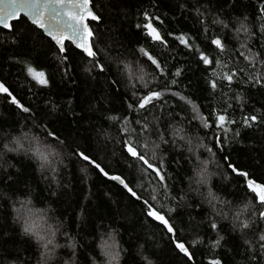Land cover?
Instances as JSON below:
<instances>
[{"label": "snow or ice", "instance_id": "1", "mask_svg": "<svg viewBox=\"0 0 264 264\" xmlns=\"http://www.w3.org/2000/svg\"><path fill=\"white\" fill-rule=\"evenodd\" d=\"M218 3L228 9L235 7V0H218ZM150 7L153 11H142V22L135 24L143 39L133 49V58L129 59L119 50L123 48L121 42L113 40L110 44H103L97 29L91 26V22L101 21L93 0H0V33H6L0 36V47L6 43L8 47H15L31 42L37 58L43 55L47 59L51 55L49 63L55 61L56 74L62 82L71 80L69 72L73 58L69 52L74 51L87 62L83 68L86 74L93 76L95 73L93 79L103 76L112 93L122 96L124 114L107 117L115 122V137L102 132L97 139H102L101 150L107 148L109 142L119 145V157L115 152L112 157L118 168L124 167L129 172L126 176L123 171H114L90 150L79 145L69 146L47 119L60 110L59 105L46 100L47 110L34 108L0 80V96L18 110L23 121L18 130H13L15 134L0 137V169L3 170L0 183L10 185L14 182L13 175L8 172L11 165L4 161L7 154L15 153L36 161L41 172L49 173L50 183L58 184L57 174L66 167L64 149L67 148L73 162L82 165L80 171L84 173V180H87L88 172L93 171L115 182L138 202L141 216L162 228L173 251L184 258L183 264H195L191 249L205 244L215 251L226 244L229 237L233 238V247L238 255L243 248L247 264H264V181L255 179L249 171L238 167L229 154H225L231 140L241 135L232 126L264 128V111L253 109L244 113L243 97L239 93L228 97L234 85L264 89V0H257L256 17L227 15L223 7L214 6L213 0H176L172 9L185 19L194 17L203 30L207 40L203 48L189 33H164L158 26L164 24L159 0H151ZM257 21L261 22L257 24ZM210 28L213 32L209 38ZM229 33L237 41L235 48H230L225 39ZM167 37H172L195 58L197 64L204 66L203 71L208 73L205 76L206 88L213 96L219 93L221 107L208 105L205 114L202 111L204 106L185 94L186 89L181 88L179 79L183 76V67L173 66L172 70L169 66L172 52L169 51L171 45ZM37 40L47 45L45 51L37 50ZM104 57H107V62ZM21 63V71L29 83L41 89L51 87L54 75L47 72L44 65L35 60ZM146 68L151 71H146ZM168 97L175 98L172 109L178 108L179 111L166 107ZM68 103L71 104V100ZM102 106V99L97 100L91 105V110H99ZM236 108L242 113L239 119L234 115ZM42 111L43 115L40 114ZM191 127L198 129L194 136L190 134ZM170 150H180L178 154L191 166L188 193L179 196H171L169 191L166 163ZM205 152L208 155L202 158ZM218 154L223 171L217 164ZM210 165L216 166L217 170L210 171ZM137 172L140 180L148 182L147 185L133 184L130 177ZM213 177H222L229 183L235 179L234 191L227 193L217 189ZM189 193L200 196L207 204L210 210L208 232L215 233V238L206 241L199 232L190 241L180 237L183 228L173 222L176 209L170 206V201H185L190 198ZM10 206L19 234L34 252L25 257L20 251H9L0 245V264H51L61 247L71 250V255L62 264H76L78 245L67 232H61L59 223L56 226L48 223L49 219H54L49 216L50 209L36 208L28 197L15 199ZM176 219L179 224H185L180 217ZM221 221L225 222L224 235L221 234ZM197 227L194 225L193 231ZM58 235L67 238L66 245L57 242ZM116 235L115 229L101 234L97 247L104 257V264H120L121 253L125 250L119 246ZM3 236L7 237V233ZM7 239L3 240L4 245ZM90 264H98V261L94 258ZM141 264L153 262L141 253ZM207 264H224V260L219 255L210 256Z\"/></svg>", "mask_w": 264, "mask_h": 264}, {"label": "trees", "instance_id": "2", "mask_svg": "<svg viewBox=\"0 0 264 264\" xmlns=\"http://www.w3.org/2000/svg\"><path fill=\"white\" fill-rule=\"evenodd\" d=\"M93 3L95 11L101 16V21L91 22V26L97 29V35L101 37L102 43L110 44L113 40H118L123 44V48L119 50L129 59L133 58V49L143 39L139 30L135 28V24L142 22V11H153L150 7L151 0H93ZM175 3L176 0H159V11L164 17V24L158 26L164 33H189L196 37L197 43L202 48L205 47L207 44L205 34L195 18L190 16L185 19L179 16L178 12L172 9ZM213 4L216 8L223 7L225 13L233 17L239 14H247L249 17L257 15V0H235L233 9H228L226 5L222 6L218 0H213ZM260 22L257 21V24ZM212 32L213 29L210 28L209 38ZM2 35L6 33H0V36ZM167 39L171 45L169 51L172 52L170 68L174 70L173 66H182L184 70L183 76L179 79L181 88L186 89L185 94L191 96L197 104L204 106L202 111L205 114L208 112V105L221 107L222 100L219 93L213 96L206 88L205 76L208 73L203 71L204 66L197 64L195 58L179 46L172 37ZM225 39L230 48L237 46V41L230 33L225 35ZM36 46L39 51H45L47 48L42 40H37ZM69 55L73 58L69 72L71 80L62 82L60 76L56 74L55 61L49 63L52 59L51 55L47 59L43 55L37 58L36 52L31 48V42L15 47H8L6 43L4 47H0V80L5 81L15 90L16 95L34 108L47 110L46 100L59 105L60 110L49 115L47 119L52 122V126L62 138L66 139L68 145L71 147L79 145L81 148L90 150L92 155L97 156L110 169L123 171L128 176V170L124 167L118 168L112 157L113 152L119 157V145L109 142L107 148L101 150L102 139H97L98 134L102 132H108L115 137L116 129L113 127L115 122L108 120L107 117L124 114L122 96L112 93L103 76L93 79L95 73L93 76L86 74L83 68L87 62L82 61L74 51L70 50ZM104 59L107 62V57ZM33 60L44 65L45 70L54 75V82L50 88L41 89L29 83L22 73L21 62ZM112 67L115 72V66ZM145 70L151 71L149 68ZM236 93L243 97L244 113L251 112L253 109L258 112L264 111L262 107L264 106V89L241 88L234 85L228 97L231 98ZM100 99L103 101V106L99 107V110H91V105L96 104ZM69 100L71 104L68 103ZM230 102L235 103L231 100ZM173 103H176L175 98L168 97L166 107L169 110L179 111L178 108L172 109ZM40 114L43 115V111ZM234 115L237 119L242 115L239 108H236ZM21 123L23 121L18 110L0 96V137L8 133L15 134L13 130H18ZM232 127L239 130L241 135L231 140L225 154H229L238 167L249 171L255 179L264 181V128ZM197 131V127L190 128V134L193 136L197 134ZM200 134L203 135L202 131ZM229 136L231 137L232 134L229 133ZM208 142L211 143V141ZM179 151L170 150L166 163L171 196L188 193L189 189L188 177L191 175V166L185 163L183 156L178 154ZM64 153L67 156L64 162L66 167L61 168L57 174L58 184L50 183L49 173L41 172L36 161L27 159L22 154H7L4 163L11 165L8 172L13 175L14 182L10 185L0 183V245L9 251H20L25 257L33 254L34 249L29 247L19 234V227L13 221L10 206L13 200L28 197L32 199L36 208L50 209L49 216L54 219H49L48 223L53 226L59 223L61 232H67L78 245L76 264H90L94 258L98 264H104V257L97 245L101 240V234L112 229L116 230L119 246L125 250L121 253L120 264H141V253L149 257L153 264H183L184 258L177 256L173 251L168 236L162 228L141 216L138 202L131 199L115 182L108 181L93 171H89L87 180H84V173L80 171L82 165L79 162H73L67 148L64 149ZM207 155L206 152L203 153L202 158H206ZM219 155L217 164L223 171ZM209 170L214 172L217 169L216 166L210 165ZM2 175L3 170L0 169V176ZM139 175L137 172L130 177L133 179V184L147 185L148 182L140 180ZM213 180L217 189L227 193L234 191L235 179L231 183L223 180L222 177H213ZM201 191L205 190L201 189ZM53 192L56 194L53 195ZM142 194L147 195V193ZM240 195L243 193L241 192ZM189 196L190 198L185 201H170V206L176 209L173 222L183 228V231L179 233L180 237L190 241L199 232L206 241L215 238V233L208 232L210 210L207 204L194 193H189ZM176 217L183 219L185 224H179ZM189 221L191 223H188ZM219 224L221 234L224 235L225 222L221 221ZM194 225L198 226L196 231H193ZM3 233H7V237L11 239L4 237ZM4 239H7L6 245L3 244ZM57 242L62 246L66 245L67 238L58 235ZM141 245L144 247L141 248ZM233 245L234 240L231 237L226 244L215 251L210 250L205 244L198 245L191 249L195 256V264H207L208 258L215 255L221 256L224 264H247L243 248L238 255ZM70 255L69 248L61 247L57 249L56 257L51 264H62V261L68 259ZM35 259L33 255V260Z\"/></svg>", "mask_w": 264, "mask_h": 264}]
</instances>
